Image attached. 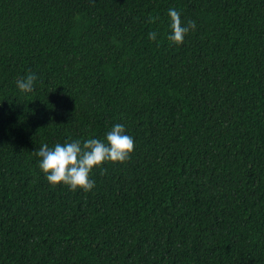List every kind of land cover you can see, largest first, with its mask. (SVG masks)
Wrapping results in <instances>:
<instances>
[{
	"label": "trees",
	"instance_id": "obj_1",
	"mask_svg": "<svg viewBox=\"0 0 264 264\" xmlns=\"http://www.w3.org/2000/svg\"><path fill=\"white\" fill-rule=\"evenodd\" d=\"M117 123L91 191L46 180ZM0 264H264V0H0Z\"/></svg>",
	"mask_w": 264,
	"mask_h": 264
},
{
	"label": "clouds",
	"instance_id": "obj_2",
	"mask_svg": "<svg viewBox=\"0 0 264 264\" xmlns=\"http://www.w3.org/2000/svg\"><path fill=\"white\" fill-rule=\"evenodd\" d=\"M167 15L170 20L167 40L175 45L183 44L185 36L195 30L196 22H183L180 12L174 8H169ZM148 35L150 40H156V32ZM36 79V75L29 71L16 81V86L21 92L31 93ZM134 148L133 137L126 134L123 124L117 123L106 132L105 140L88 138L84 141H66L56 143L51 148L43 144L34 151V155L38 157V167L51 185L64 184L71 191L80 189L89 192L95 187V181L90 179L94 168H101V174H104L106 169L101 167L104 163H124Z\"/></svg>",
	"mask_w": 264,
	"mask_h": 264
}]
</instances>
